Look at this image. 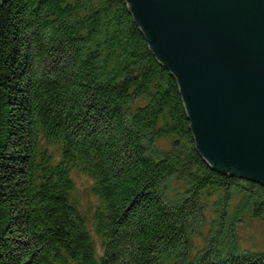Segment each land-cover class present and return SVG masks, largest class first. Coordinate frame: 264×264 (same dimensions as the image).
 Masks as SVG:
<instances>
[{
    "label": "trees",
    "instance_id": "16d2710c",
    "mask_svg": "<svg viewBox=\"0 0 264 264\" xmlns=\"http://www.w3.org/2000/svg\"><path fill=\"white\" fill-rule=\"evenodd\" d=\"M75 169L99 201L90 227ZM253 220L264 185L199 159L124 2L0 0V264H264L240 247Z\"/></svg>",
    "mask_w": 264,
    "mask_h": 264
},
{
    "label": "water",
    "instance_id": "95a60500",
    "mask_svg": "<svg viewBox=\"0 0 264 264\" xmlns=\"http://www.w3.org/2000/svg\"><path fill=\"white\" fill-rule=\"evenodd\" d=\"M172 78L196 155L264 185V0H121Z\"/></svg>",
    "mask_w": 264,
    "mask_h": 264
},
{
    "label": "rangeland",
    "instance_id": "374dc122",
    "mask_svg": "<svg viewBox=\"0 0 264 264\" xmlns=\"http://www.w3.org/2000/svg\"><path fill=\"white\" fill-rule=\"evenodd\" d=\"M156 146L160 149H166L168 145L164 143V141H161L156 144ZM71 180L73 183V191L71 193V199L73 203L75 204L77 211L80 212L85 220L87 221L88 226L89 225V219L93 212L98 208L99 201L97 197L92 192V181L82 172L78 171L77 169L71 170ZM254 182V181H253ZM257 183V182H256ZM261 184V183H259ZM263 185V184H262ZM213 216L211 214V209H208V211L205 214L206 223L210 219H212ZM207 231V224L203 231H201V238L194 239V246L198 250L201 247V239L205 236ZM238 234L240 237V247L243 249H263L264 248V224L261 222H258L256 220L253 221H247V225L240 227L238 229ZM91 237L94 242L95 252L97 254L101 253V246H100V239L96 236H94L91 232Z\"/></svg>",
    "mask_w": 264,
    "mask_h": 264
}]
</instances>
